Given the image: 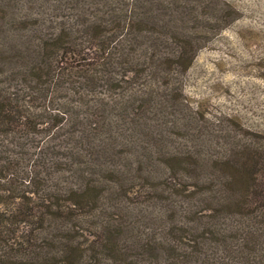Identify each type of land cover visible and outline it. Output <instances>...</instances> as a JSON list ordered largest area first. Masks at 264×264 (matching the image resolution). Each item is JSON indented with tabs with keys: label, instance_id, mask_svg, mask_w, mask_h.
Masks as SVG:
<instances>
[{
	"label": "trees",
	"instance_id": "16d2710c",
	"mask_svg": "<svg viewBox=\"0 0 264 264\" xmlns=\"http://www.w3.org/2000/svg\"><path fill=\"white\" fill-rule=\"evenodd\" d=\"M217 2L0 0V264H264V135L183 95Z\"/></svg>",
	"mask_w": 264,
	"mask_h": 264
},
{
	"label": "rangeland",
	"instance_id": "374dc122",
	"mask_svg": "<svg viewBox=\"0 0 264 264\" xmlns=\"http://www.w3.org/2000/svg\"><path fill=\"white\" fill-rule=\"evenodd\" d=\"M219 1L234 19L197 51L183 95L203 118L231 117L264 135V0Z\"/></svg>",
	"mask_w": 264,
	"mask_h": 264
}]
</instances>
